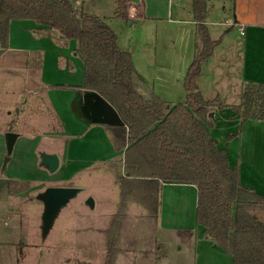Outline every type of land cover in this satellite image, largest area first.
Segmentation results:
<instances>
[{
	"label": "rangeland",
	"instance_id": "374dc122",
	"mask_svg": "<svg viewBox=\"0 0 264 264\" xmlns=\"http://www.w3.org/2000/svg\"><path fill=\"white\" fill-rule=\"evenodd\" d=\"M72 1L77 12L83 7V11L110 26L118 36V46L131 54L137 76L144 78L154 94L169 103L185 100V74L181 69L182 57L179 60L177 53H183L186 43L192 42L193 33L191 36L184 34L186 27L182 28L186 24L189 25L187 28L193 27L188 24L194 20L192 0H174L172 3L170 0H155L150 9L147 8V0H134L133 3L144 2L145 13L151 19L139 14V7H132L128 10L129 22L116 18L115 0ZM209 3L214 8L209 21L220 22L224 15L218 12V0H210ZM210 29L216 37L224 28L215 25ZM226 45L224 53L227 52ZM63 48L66 50L67 47ZM217 54L197 85L205 99L209 100L218 93L228 94L229 103H240L235 96L240 83L239 63L226 62L223 54ZM34 63H27L23 56L12 53L0 56V106L11 112L12 120L10 125L0 126V131L7 130L22 136L14 145L8 171L24 175L29 174V169L34 173L31 167L34 159L40 166L41 153H62L66 145V138L44 89L34 80L38 73ZM209 68L217 76L225 78L214 79L215 74L214 78L211 77ZM221 70L229 71V74H222ZM230 85L233 88H229ZM170 88L172 94L167 96ZM31 89L37 94L34 95ZM222 106L218 99L214 107ZM261 108L264 113V102ZM0 117V122L2 118H8L2 113ZM241 133V160L254 168V173L264 181V123L250 121L243 126ZM34 135L40 138V143L36 147L35 158L31 160L34 143L29 136ZM95 138V144L104 145L98 134ZM95 144L85 145L76 154L71 152V156L83 158L82 161L69 167L67 172L62 170L56 175L50 174L54 175L51 179L39 176L31 180L14 179L16 177L3 180L0 192V264H196L195 232L173 230V225L163 227L161 218L151 216L135 203L123 212L119 211L121 160L118 157L112 162L105 160L100 144L97 148ZM64 173L69 176L60 180ZM49 187H75L80 192L62 209L49 234L44 235L42 195ZM182 196L166 195V209L171 218L179 217V211L184 212L186 203ZM90 198L94 201V208L87 204ZM253 214L264 221L261 209H254ZM229 256L227 254L228 258L224 259L232 264Z\"/></svg>",
	"mask_w": 264,
	"mask_h": 264
},
{
	"label": "trees",
	"instance_id": "16d2710c",
	"mask_svg": "<svg viewBox=\"0 0 264 264\" xmlns=\"http://www.w3.org/2000/svg\"><path fill=\"white\" fill-rule=\"evenodd\" d=\"M115 2L116 18L129 22V1ZM208 3L192 0L198 44L184 78L185 102L174 106L142 92L145 84L131 54L118 46L117 34L102 19L78 14L70 0H0V48H8L14 20L47 27L61 47L75 45L84 70L81 88L104 97L125 124L108 129L113 149L125 152L119 211L135 203L158 218L163 184L194 185L196 221L205 236L223 250L231 248L233 264H264V221L253 214L256 208L264 211V195L242 184L228 151L218 148L209 131L218 100H205L197 86L204 63L221 42L212 40L205 23ZM263 102L264 85L248 83L235 110L243 121L264 120Z\"/></svg>",
	"mask_w": 264,
	"mask_h": 264
},
{
	"label": "crops",
	"instance_id": "0c3cea01",
	"mask_svg": "<svg viewBox=\"0 0 264 264\" xmlns=\"http://www.w3.org/2000/svg\"><path fill=\"white\" fill-rule=\"evenodd\" d=\"M70 1L74 4L77 12L75 2L72 0ZM128 1L130 8L139 7V14L141 13L143 16L145 15L146 18L149 17V19H151L150 16H147L145 13L143 5L144 2L133 3L134 0ZM147 1V8L150 9L151 5L153 7L155 0ZM173 1L174 0H170V3ZM78 5H80L79 2ZM208 5L209 13L206 17L205 23L208 27L212 40H220L221 42L214 48L212 57L204 63L202 75L198 78V80L207 73L208 65L214 60V58H216L218 52L219 54H223V56H225L223 59L224 61H228L229 63L238 62L239 67L241 68L239 72L240 83L237 87L238 92L235 94L236 99H240V103H229V97L226 96L228 94L214 93L216 96L214 95L213 98L209 100L204 98L208 101L220 99L223 104L222 108H211V110L215 109V111H212V113L214 112V121L213 126L209 129V131L211 136L217 142L218 148L226 149L228 151L229 163L233 168L238 169L242 184L263 195L264 188H262V186L264 185V181H261L260 177L254 173V168L245 164L241 160V129L250 121H260L264 123V120L249 119L247 121H243L241 115L238 114L235 109L241 105L242 92L248 83L264 85V0H218V12L223 13V19L225 20L224 21L222 19L220 22H214L212 20L209 21L210 15L214 12V8L213 6L210 7V3H208ZM79 8L80 7H78V9ZM81 9L82 10L79 9V12H77L78 14L83 12V7ZM188 24L193 27L187 28L189 25L182 24L185 25L182 28L186 27L184 34H190L191 36L193 33V38L191 37L192 42L190 44L186 43L185 51L183 53H177V58L179 57V60L180 57H182L183 66L181 69L184 70L185 76L187 69L193 62L196 54V40L198 42L196 22L193 20ZM215 25L224 28V31L220 30L218 36L213 37L212 29H210V27ZM240 28L244 29V34L240 33ZM56 39L55 33L47 27L38 26L31 21L14 20L10 23L9 46L5 49L0 48V56L4 53H12L23 56L27 63L35 62L34 64L38 73L36 74L34 80L40 88L44 89L43 91L45 92L52 110L59 121V126L62 128V134L66 138L64 151L62 153L55 152L60 157L61 162L57 172L62 170H66L67 172L69 167L78 165L79 161H82L81 159L83 158L79 159L78 156H71V152L76 154V152L78 153L79 151H82L80 149L84 148L85 145L92 146V144H95V134H98L99 137L104 140V145L102 143H97L100 144L99 147L104 151L103 157H105V160L111 162L118 157L119 160H121L124 173L123 164L125 152H117L113 149L108 132L110 126L100 122L102 119L101 107L103 105L98 97L104 99L105 101L107 100L97 92L81 88L83 84L84 70L82 63L74 54L75 45L70 42L68 47L65 48L66 50H64L63 47L56 44ZM225 44H227V52L224 53L222 51ZM185 63L188 65L187 69L185 68ZM13 67L14 66H12V68ZM212 70V68H209V75L214 78L215 74L214 79L222 80L225 78H221V75L217 76V74L215 72L213 73ZM221 72L222 74H229V71L226 70H221ZM138 79L141 80L142 83L146 84L144 78L138 76ZM171 88L169 89L167 96H171ZM229 88H233V86L230 85ZM144 90L146 94L153 93L149 85L145 86ZM198 90L204 96L203 91H201L199 86ZM32 91L34 95L37 94L35 90ZM164 101L170 106L178 104L175 101L169 103L166 99H164ZM183 102H185V100ZM19 110L20 109L18 108L17 111ZM0 113L8 117L7 119L2 118L0 126L4 127V125H10V123H12L11 112H8L7 108L3 109L2 106H0ZM10 132L11 131L8 132L7 130L0 131V192L4 179L10 180L11 178L16 177L14 179L31 180L36 179L39 176H44L45 178L43 179H51L50 177L54 175L51 176V173L48 175L45 168L37 165V161L35 159L31 161L35 158V150L37 145L40 143V138L36 135L29 136V139L34 143L32 148L33 157L30 160L32 162L31 167L34 170V173L30 171L29 168V174L27 175L8 171L11 159L6 165H4V160L7 156L6 136ZM229 135H234L230 141L226 140ZM21 137L22 136L18 134L16 141ZM97 144H95L96 148ZM67 157L74 158H70V160ZM27 165L29 166V164ZM54 174L56 175V173ZM68 176L69 175H67V173L66 176L64 173V175L59 178L60 180H63ZM171 194H178L179 196L183 195V201L186 203L184 212H178L180 214H178L179 217L172 216L171 218L167 212L165 197L166 195L169 196ZM7 195L10 196L9 193H7ZM197 198L198 191L197 187L194 185L163 184L161 210L158 218H161L163 227H168L166 225H173V230H180L181 232L187 231L191 234L195 232L196 244L194 251L196 253V264H215L214 262L228 264V261L224 259V257L228 258L227 254L228 256L231 255L229 256L231 260L230 263L233 264L232 249H221L207 236H205L202 226L197 224Z\"/></svg>",
	"mask_w": 264,
	"mask_h": 264
},
{
	"label": "water",
	"instance_id": "95a60500",
	"mask_svg": "<svg viewBox=\"0 0 264 264\" xmlns=\"http://www.w3.org/2000/svg\"><path fill=\"white\" fill-rule=\"evenodd\" d=\"M98 98L103 105L101 107L102 119L100 122L112 127H124L125 124L116 109L104 99ZM211 115L214 116L213 113ZM17 137L18 134L13 132L8 133L6 136L7 156L5 157L4 165H6L11 158ZM40 159V166L45 168L49 173L54 174L58 171L61 164L58 154H47L43 152L40 154ZM79 192L80 189L75 187H49L46 189L42 195L45 205L42 215V229L44 235L49 234L62 209L67 207L69 202L75 198ZM87 204L94 208V201L91 198L87 201Z\"/></svg>",
	"mask_w": 264,
	"mask_h": 264
},
{
	"label": "built area",
	"instance_id": "2783aa9c",
	"mask_svg": "<svg viewBox=\"0 0 264 264\" xmlns=\"http://www.w3.org/2000/svg\"><path fill=\"white\" fill-rule=\"evenodd\" d=\"M239 31H240L241 34H244V29L243 28H240Z\"/></svg>",
	"mask_w": 264,
	"mask_h": 264
}]
</instances>
